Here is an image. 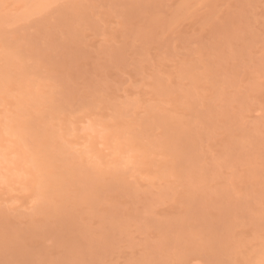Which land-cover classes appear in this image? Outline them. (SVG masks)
I'll list each match as a JSON object with an SVG mask.
<instances>
[{
	"label": "rangeland",
	"instance_id": "1",
	"mask_svg": "<svg viewBox=\"0 0 264 264\" xmlns=\"http://www.w3.org/2000/svg\"><path fill=\"white\" fill-rule=\"evenodd\" d=\"M0 264H264V0H0Z\"/></svg>",
	"mask_w": 264,
	"mask_h": 264
}]
</instances>
